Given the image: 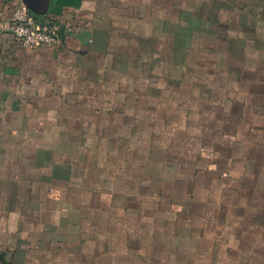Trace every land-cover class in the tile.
Instances as JSON below:
<instances>
[{"label": "crops", "instance_id": "1", "mask_svg": "<svg viewBox=\"0 0 264 264\" xmlns=\"http://www.w3.org/2000/svg\"><path fill=\"white\" fill-rule=\"evenodd\" d=\"M0 264H264V0H0Z\"/></svg>", "mask_w": 264, "mask_h": 264}, {"label": "built area", "instance_id": "2", "mask_svg": "<svg viewBox=\"0 0 264 264\" xmlns=\"http://www.w3.org/2000/svg\"><path fill=\"white\" fill-rule=\"evenodd\" d=\"M10 32L18 45L26 49L55 47L63 43L60 26L40 24L23 4L17 5L12 12Z\"/></svg>", "mask_w": 264, "mask_h": 264}]
</instances>
